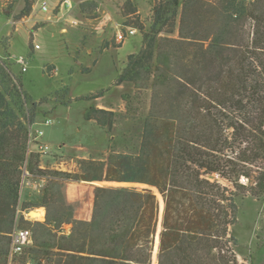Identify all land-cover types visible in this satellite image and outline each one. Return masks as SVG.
I'll return each mask as SVG.
<instances>
[{
  "label": "trees",
  "instance_id": "1",
  "mask_svg": "<svg viewBox=\"0 0 264 264\" xmlns=\"http://www.w3.org/2000/svg\"><path fill=\"white\" fill-rule=\"evenodd\" d=\"M25 3L20 18L31 14L33 1ZM87 5L97 6L83 3L84 14ZM136 27L143 46L116 85L151 91L149 112L123 132L128 149L108 160L73 178L38 172L54 178L32 206L45 208V221L27 222L33 245L24 256L35 264H151L157 252L159 264H229L213 251L238 208L208 176L241 190L240 179L257 173L252 188L264 193V0H160L148 30ZM22 86L0 59V264L24 221L22 167L38 110ZM84 117L110 134L117 125L111 110L89 107Z\"/></svg>",
  "mask_w": 264,
  "mask_h": 264
},
{
  "label": "rangeland",
  "instance_id": "2",
  "mask_svg": "<svg viewBox=\"0 0 264 264\" xmlns=\"http://www.w3.org/2000/svg\"><path fill=\"white\" fill-rule=\"evenodd\" d=\"M32 1L31 14L20 18L26 0H0V59L22 80L26 95L38 103L35 121L53 120L43 138L53 153L44 157L34 155L30 161L33 172L41 171L40 162L51 168L65 161L66 166H76L73 173H66L73 178L84 165L100 164L113 152L128 149L129 143L121 139L123 132H130L137 126L136 121L149 112L151 91L139 92L131 84L117 86L116 81L127 57L139 53L143 46V34L137 24L148 30L153 8L160 0H71L72 9L64 13L61 24L56 22L62 16L55 10L59 0ZM41 1L49 4L51 12L41 11ZM89 2L97 6L87 5L86 13H82L81 5ZM133 7L137 12L129 14ZM179 21L180 13L173 37H178ZM62 28L67 31L62 32ZM36 44L39 49H35ZM18 56L27 60L28 69L24 73L14 61ZM124 96L128 99L129 114ZM89 107L117 114L112 134L95 120H85ZM128 136L132 139V134ZM257 176L255 173L249 180L241 178L239 183L246 186L241 190L219 175L208 176L228 189L227 196L234 194L238 208L236 223L228 227L226 236L218 238V247L213 251L217 257L230 260L229 264H264V193L252 188ZM81 185L103 186L89 182ZM40 195L30 189L24 191L19 208H26L25 212L35 210L38 216L30 219L24 215L17 228L30 229L27 222L45 221V208L32 207ZM38 209L45 212L41 220ZM225 211L231 217V209L226 207ZM160 227L159 224L158 231ZM64 229L69 232L71 225ZM153 239L155 246L158 240L156 236ZM234 257L237 263L231 261ZM18 261L23 264L27 259L22 256ZM164 262L171 264L170 259ZM151 264H159L158 252Z\"/></svg>",
  "mask_w": 264,
  "mask_h": 264
},
{
  "label": "built area",
  "instance_id": "3",
  "mask_svg": "<svg viewBox=\"0 0 264 264\" xmlns=\"http://www.w3.org/2000/svg\"><path fill=\"white\" fill-rule=\"evenodd\" d=\"M40 9L44 13L51 12V8L46 1H41L39 5ZM58 10L59 14L62 16L57 17V20H61L64 17V13H68L72 9V1L71 0H60L55 7V10ZM134 32L131 31V34ZM40 45L36 44L35 49H39ZM15 63L21 68V71L24 73L28 69V63L25 57L18 56L14 59ZM53 125V120L51 118H45L42 122H35L28 126V151L27 158L22 167V180H21V188H20V199L26 189H30L36 191L39 194H42L49 180L54 177L50 174L46 173L44 175L41 174H33L30 170V161L33 155H37L40 157L49 156L52 154V147L43 141L45 136V129L51 127ZM67 163L65 161H61L57 163L55 166L48 168L42 162L38 165L39 170L44 172H53V173H73L74 168L76 167L74 164L72 166H66ZM23 214L27 216L28 212H21V209H18V215ZM11 237V247L7 259V264H20L18 261L20 257L24 256L26 250L33 245V233L30 229L26 228H15L10 235ZM24 264H35L34 261L28 259Z\"/></svg>",
  "mask_w": 264,
  "mask_h": 264
},
{
  "label": "bare ground",
  "instance_id": "4",
  "mask_svg": "<svg viewBox=\"0 0 264 264\" xmlns=\"http://www.w3.org/2000/svg\"><path fill=\"white\" fill-rule=\"evenodd\" d=\"M27 216H28V218H30V219L37 218L38 213L35 211L34 213L28 214Z\"/></svg>",
  "mask_w": 264,
  "mask_h": 264
},
{
  "label": "crops",
  "instance_id": "5",
  "mask_svg": "<svg viewBox=\"0 0 264 264\" xmlns=\"http://www.w3.org/2000/svg\"><path fill=\"white\" fill-rule=\"evenodd\" d=\"M59 1H60V0H59ZM48 18H49V17H48ZM48 18H47V19H48ZM56 22H57V23H60L59 20H57ZM60 24H61V23H60ZM65 31H67V29H66V28H62V32H65Z\"/></svg>",
  "mask_w": 264,
  "mask_h": 264
},
{
  "label": "water",
  "instance_id": "6",
  "mask_svg": "<svg viewBox=\"0 0 264 264\" xmlns=\"http://www.w3.org/2000/svg\"><path fill=\"white\" fill-rule=\"evenodd\" d=\"M37 210V209H36ZM35 212V210H31L28 214H31V213H34Z\"/></svg>",
  "mask_w": 264,
  "mask_h": 264
}]
</instances>
